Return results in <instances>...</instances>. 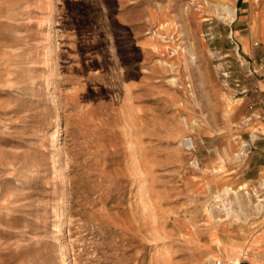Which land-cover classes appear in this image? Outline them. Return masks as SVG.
<instances>
[{
  "label": "rangeland",
  "instance_id": "obj_1",
  "mask_svg": "<svg viewBox=\"0 0 264 264\" xmlns=\"http://www.w3.org/2000/svg\"><path fill=\"white\" fill-rule=\"evenodd\" d=\"M263 22L264 0H0V264L234 260L264 204Z\"/></svg>",
  "mask_w": 264,
  "mask_h": 264
},
{
  "label": "crops",
  "instance_id": "obj_2",
  "mask_svg": "<svg viewBox=\"0 0 264 264\" xmlns=\"http://www.w3.org/2000/svg\"><path fill=\"white\" fill-rule=\"evenodd\" d=\"M257 86L259 89L264 90V85L258 83ZM259 92L260 95L262 94L263 96V93L261 91ZM261 142L264 143V136H262ZM253 158L254 156H252L249 160L248 166L251 170L248 171L249 174H247V177H245L249 181H253L256 178H259L260 175H262V172H264V161H259L256 164L253 161ZM251 163L254 165H251ZM245 174L246 172H244V175ZM262 205L263 208L256 216V223L259 224V227L255 230L254 233H252L250 238L246 240L245 245H243L240 249H244V251L246 252L245 256H241V261H243V264H264V204Z\"/></svg>",
  "mask_w": 264,
  "mask_h": 264
},
{
  "label": "bare ground",
  "instance_id": "obj_3",
  "mask_svg": "<svg viewBox=\"0 0 264 264\" xmlns=\"http://www.w3.org/2000/svg\"><path fill=\"white\" fill-rule=\"evenodd\" d=\"M223 6V5H222ZM224 11H226V13H227V15H222V14H218V15H220V17H222V18H225V17H231V18H233L234 17V15H235V9L234 8H231L230 6H228V5H226L225 4V6H223V8H222ZM222 12V11H221ZM170 24V26L168 25V27L170 28V27H173V26H175V23H172V22H170L169 23ZM258 29V28H257ZM259 30V29H258ZM261 30H262V33L264 34V22L262 23V25H261ZM191 47V46H190ZM189 46L187 47V50H190L191 48H190ZM191 51V50H190ZM190 57H191V61L192 62H194V55H193V52H190ZM231 110V109H230ZM234 110V109H233ZM57 119V118H56ZM50 138L51 139H56L57 138V134H56V131L55 130H53L52 131V133H51V136H50ZM229 190H232L230 187H224L223 188V190L222 191H224V192H228ZM235 192V191H234ZM259 200H263L262 198H260ZM258 204V208L260 209V207L261 206H259V204L261 205V203L259 202V203H257ZM208 210V209H207ZM211 210V209H210ZM258 210V209H257ZM208 212H209V210H208ZM216 244H217V247L218 248H220L221 250H223V251H225L226 253H227V247L223 244V243H221V241H218V240H216ZM235 251V250H234ZM234 251H230L232 254H234L233 252ZM225 252H223L224 254H225ZM237 254H238V256H236L235 257V259L234 260H231V262H239V257H241V256H245L246 255V252L244 251V250H240V249H238L237 251ZM236 252H235V254L234 255H237L236 254Z\"/></svg>",
  "mask_w": 264,
  "mask_h": 264
},
{
  "label": "built area",
  "instance_id": "obj_4",
  "mask_svg": "<svg viewBox=\"0 0 264 264\" xmlns=\"http://www.w3.org/2000/svg\"><path fill=\"white\" fill-rule=\"evenodd\" d=\"M228 264H240V262H229Z\"/></svg>",
  "mask_w": 264,
  "mask_h": 264
}]
</instances>
